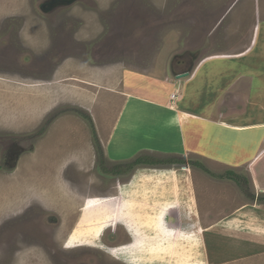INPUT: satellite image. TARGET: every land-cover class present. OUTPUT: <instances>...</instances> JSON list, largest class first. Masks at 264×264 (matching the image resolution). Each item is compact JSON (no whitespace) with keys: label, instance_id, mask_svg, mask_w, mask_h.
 Masks as SVG:
<instances>
[{"label":"rangeland","instance_id":"374dc122","mask_svg":"<svg viewBox=\"0 0 264 264\" xmlns=\"http://www.w3.org/2000/svg\"><path fill=\"white\" fill-rule=\"evenodd\" d=\"M46 1L0 0V264H141L143 250L153 251L150 244L158 242L163 249L144 264H174L170 240L158 231L139 246L144 256L133 253L130 247L144 241H135L137 226L154 212L143 211L148 202L141 200L137 170L122 176L107 170L138 157L114 162L109 141L79 114L93 117L81 108L88 97L79 95L76 107V92L68 93L62 82L72 77L73 65L119 64L135 71L151 58L170 63L164 78L151 73L153 81H176L201 56L248 46L257 25L252 54L264 59V0H190L189 8L185 0H81L49 15L40 10ZM71 59L80 64L71 66ZM258 64L264 68V61ZM246 112L243 122L251 114L263 119L264 103ZM231 204L225 202L224 210ZM222 207V201L215 206V220ZM239 264H264V258Z\"/></svg>","mask_w":264,"mask_h":264},{"label":"crops","instance_id":"0c3cea01","mask_svg":"<svg viewBox=\"0 0 264 264\" xmlns=\"http://www.w3.org/2000/svg\"><path fill=\"white\" fill-rule=\"evenodd\" d=\"M259 32L257 25L246 47L220 49L201 56L202 60L199 57L189 77H176V81L169 76L153 81V73H163V78L170 73V63L161 65L152 58L135 71L119 64L87 65L71 59V66H80L73 65L72 77L62 82L68 86L62 87L68 93L76 92V107L81 95L88 97L81 108L93 116L90 118H94L91 120L100 140L109 141V156L114 162L135 156L187 161L185 165L142 166L137 170L140 181L136 185L144 189L141 200L148 202L143 211L154 215L148 213V219L137 226L141 234H135V241L138 236L144 241L128 245L134 254L158 231L159 237L170 240L169 253L175 257L169 254V262L171 258L174 264H239L264 258V201H258L264 196V118L256 120L251 114L245 122L239 119L247 115L249 106L264 103V68L258 64L264 59L252 54ZM61 73L67 77L64 73L70 71L63 67ZM62 87L57 93L64 94ZM44 99L50 100L49 96ZM98 116L102 117L101 126ZM193 157L201 159L200 164L212 175L191 166L188 160ZM240 170L248 174L255 200L245 199L234 181L219 178ZM220 201L221 210L228 201H232V209L222 211L224 214L215 220L214 208ZM203 206L211 209L204 212ZM208 211L213 212L209 224ZM150 246L153 251L143 250L145 262L163 249L160 242Z\"/></svg>","mask_w":264,"mask_h":264},{"label":"trees","instance_id":"16d2710c","mask_svg":"<svg viewBox=\"0 0 264 264\" xmlns=\"http://www.w3.org/2000/svg\"><path fill=\"white\" fill-rule=\"evenodd\" d=\"M79 114L82 115L84 118H86L87 120H89L92 123L90 116L85 115L82 112H79ZM96 142H97L98 146H100L98 138H96ZM173 160L174 159L163 160L160 158L155 159V158L150 157V156H140L131 163L118 164L114 168H112L111 170H107V171H108V173H111L114 176H118V175L122 176V175H126L127 173H131L134 170L136 171L139 168H141L142 166H166V165H171V164L185 165L187 163V161H185L183 159H177L178 161H173ZM101 163H104L102 161V159H101ZM189 164L191 166L197 167V168L203 170L204 172L212 175V173L200 163H196V162L190 163L189 162ZM219 178L229 179V180L234 181L239 186V188H241V190L243 191V193L246 195L247 198L252 199V200L256 199L255 194L251 193L250 181L247 177L245 178L244 175L235 173L233 171H229L224 176H219ZM258 201L263 202L264 196L259 198Z\"/></svg>","mask_w":264,"mask_h":264},{"label":"water","instance_id":"95a60500","mask_svg":"<svg viewBox=\"0 0 264 264\" xmlns=\"http://www.w3.org/2000/svg\"><path fill=\"white\" fill-rule=\"evenodd\" d=\"M77 1H81V0H47L46 2L41 4L40 10L42 11V13L49 15L50 13H53L58 9L73 5ZM189 74L190 73L186 72L185 74L178 76V79L185 78Z\"/></svg>","mask_w":264,"mask_h":264},{"label":"flooded vegetation","instance_id":"af4514ba","mask_svg":"<svg viewBox=\"0 0 264 264\" xmlns=\"http://www.w3.org/2000/svg\"><path fill=\"white\" fill-rule=\"evenodd\" d=\"M185 3H186V5H187V7L189 8L190 7V3H191V1L190 0H185ZM147 27H149V26H147ZM146 34H147V32H146ZM72 237V236H71ZM71 241H72V239H70ZM74 242V241H73ZM114 254H116V252H114Z\"/></svg>","mask_w":264,"mask_h":264},{"label":"built area","instance_id":"2783aa9c","mask_svg":"<svg viewBox=\"0 0 264 264\" xmlns=\"http://www.w3.org/2000/svg\"><path fill=\"white\" fill-rule=\"evenodd\" d=\"M173 98L175 99V98H176V96L174 95V96H173Z\"/></svg>","mask_w":264,"mask_h":264}]
</instances>
